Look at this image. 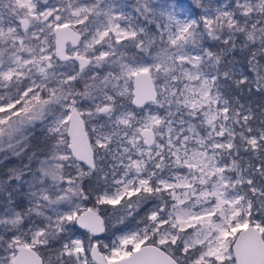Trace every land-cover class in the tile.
<instances>
[{
  "label": "snow or ice",
  "instance_id": "snow-or-ice-1",
  "mask_svg": "<svg viewBox=\"0 0 264 264\" xmlns=\"http://www.w3.org/2000/svg\"><path fill=\"white\" fill-rule=\"evenodd\" d=\"M0 264H264V0H0Z\"/></svg>",
  "mask_w": 264,
  "mask_h": 264
}]
</instances>
